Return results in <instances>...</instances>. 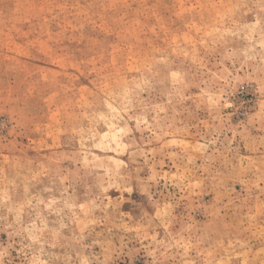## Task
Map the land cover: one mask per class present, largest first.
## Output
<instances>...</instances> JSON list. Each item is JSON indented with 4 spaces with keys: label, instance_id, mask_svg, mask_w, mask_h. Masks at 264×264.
Wrapping results in <instances>:
<instances>
[{
    "label": "rangeland",
    "instance_id": "rangeland-1",
    "mask_svg": "<svg viewBox=\"0 0 264 264\" xmlns=\"http://www.w3.org/2000/svg\"><path fill=\"white\" fill-rule=\"evenodd\" d=\"M0 264H264V0H0Z\"/></svg>",
    "mask_w": 264,
    "mask_h": 264
}]
</instances>
